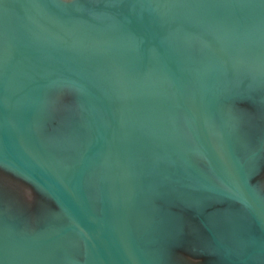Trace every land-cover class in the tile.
I'll list each match as a JSON object with an SVG mask.
<instances>
[{
  "label": "water",
  "instance_id": "1",
  "mask_svg": "<svg viewBox=\"0 0 264 264\" xmlns=\"http://www.w3.org/2000/svg\"><path fill=\"white\" fill-rule=\"evenodd\" d=\"M258 95L264 0H0V167L56 206L25 236L0 217V264H158L178 203L221 202L208 231L250 232L212 236L246 249L223 264H264L262 147L233 115Z\"/></svg>",
  "mask_w": 264,
  "mask_h": 264
},
{
  "label": "flooded vegetation",
  "instance_id": "2",
  "mask_svg": "<svg viewBox=\"0 0 264 264\" xmlns=\"http://www.w3.org/2000/svg\"><path fill=\"white\" fill-rule=\"evenodd\" d=\"M263 96L258 95L256 100H246L234 104L233 115L238 117V122L246 132L244 141L252 142L253 148L262 147L257 161H252L258 166L254 169L250 182L264 196V102ZM251 146V145H250ZM250 164V162H249ZM99 177H95L97 186ZM159 205V201L156 202ZM54 203L37 191L29 182L0 167V217L2 223H18L19 227L29 234L32 230L42 227L49 211L55 210ZM239 211V206H230L226 202L216 203L206 207L203 211L188 208L183 203H178L174 211L183 217L180 241L178 244L155 248L159 253L156 257L158 264H223V251L246 250L240 247H217L212 236L220 237L224 234L233 235L235 238L249 235L250 232H209L207 217L211 212ZM156 219H159L158 216ZM207 226V227H206ZM5 227V226H4ZM8 227V226H7ZM233 242H235L233 240ZM236 243V242H235ZM59 256L63 259H72L74 262L83 263L86 260L87 249L82 240L75 235L72 246L60 250ZM234 258V256H231Z\"/></svg>",
  "mask_w": 264,
  "mask_h": 264
}]
</instances>
